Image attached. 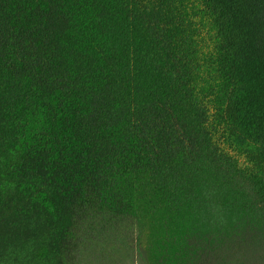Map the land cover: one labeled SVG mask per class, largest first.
<instances>
[{
    "label": "trees",
    "instance_id": "16d2710c",
    "mask_svg": "<svg viewBox=\"0 0 264 264\" xmlns=\"http://www.w3.org/2000/svg\"><path fill=\"white\" fill-rule=\"evenodd\" d=\"M104 211L146 264H264V0H0V264Z\"/></svg>",
    "mask_w": 264,
    "mask_h": 264
},
{
    "label": "rangeland",
    "instance_id": "374dc122",
    "mask_svg": "<svg viewBox=\"0 0 264 264\" xmlns=\"http://www.w3.org/2000/svg\"><path fill=\"white\" fill-rule=\"evenodd\" d=\"M144 234L136 214L97 212L85 218L74 237L69 264H146Z\"/></svg>",
    "mask_w": 264,
    "mask_h": 264
}]
</instances>
